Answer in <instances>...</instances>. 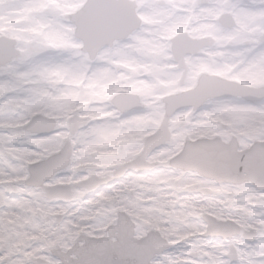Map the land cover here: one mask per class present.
<instances>
[{
	"label": "rangeland",
	"instance_id": "rangeland-1",
	"mask_svg": "<svg viewBox=\"0 0 264 264\" xmlns=\"http://www.w3.org/2000/svg\"><path fill=\"white\" fill-rule=\"evenodd\" d=\"M87 1L0 0V37L14 39L21 52L12 63L0 67V169L4 172L0 179L9 181L25 164L26 180L8 187L10 192L6 187L0 188V264L9 259L26 264H34L37 259L62 264L54 251L68 253L77 247L79 252L85 245L79 240L82 234L103 235L112 193L119 195L123 206L135 215L138 238L155 231L171 243L168 253L158 257V264H232L228 259L231 245L239 254V261L234 264H257L264 259V250L258 247L260 234L264 233V192L252 183L218 184L197 172L176 169L171 162L183 152L187 141L220 139L229 143L236 138L240 152L264 142V101L247 103V110L230 103L232 98L208 100L198 111L184 109L191 113L188 120L174 124L172 116L171 140L147 157L146 161L154 164L153 169H128L119 180L90 193L76 188V200L58 212L65 215L64 221L60 225H55L54 218L46 222L53 210L48 212L41 191L26 183L31 166L58 154L66 142L74 145V155L57 182L67 185L92 176L114 177L141 155L148 139L159 131L166 116V99L195 89L204 75L264 87V46L259 47L264 40V0H208L202 7L195 0H134L139 6L141 29L127 40L103 48L95 60L83 52V42L76 37L71 19ZM227 14L235 20L233 29L220 23ZM199 17L205 21L199 23ZM180 33L196 40L214 39V45L202 56L186 58L188 73L183 84V71L171 51V42ZM245 44L249 46L245 48ZM137 67L140 71L133 73ZM200 67L208 70L191 75ZM101 77L105 87L115 82L116 90L106 98L95 95L104 88L96 89ZM122 77L144 80L155 85L154 90L149 96L127 90ZM24 83L35 86L20 90ZM122 93L138 96L143 108L133 110L137 113L130 118L117 120L119 109L113 100ZM103 104L110 110L102 113ZM38 115L54 119L58 123L56 132L26 138V126ZM102 115L109 120L98 122ZM75 116L87 119L88 124L71 135L69 121ZM251 128L256 131L249 132ZM196 132L209 135L185 138V134ZM89 148L96 151L89 153ZM38 155L45 157L35 159ZM80 167L87 170L78 172ZM138 178L146 183L156 179L179 186L176 190H142L134 184ZM190 180H199L202 187L185 188ZM132 192L134 199L130 198ZM197 197L195 207L206 211L193 214ZM244 214L251 219H244ZM204 215L237 224L243 220L248 225L243 231L258 233L257 242L251 245L257 250L253 251L243 234L226 241L204 238L208 227ZM9 247L14 249L11 257L6 254ZM72 259L79 260L75 255Z\"/></svg>",
	"mask_w": 264,
	"mask_h": 264
},
{
	"label": "water",
	"instance_id": "water-1",
	"mask_svg": "<svg viewBox=\"0 0 264 264\" xmlns=\"http://www.w3.org/2000/svg\"><path fill=\"white\" fill-rule=\"evenodd\" d=\"M201 4H206L205 0L200 1ZM87 9V15H84V11ZM137 4L129 0H89L83 10L72 16V20L77 26V38L84 42V52L88 53L91 59H95L101 49L107 45L113 46L117 40L127 39L133 32L140 29L141 20L136 14ZM222 24L226 28H233L235 24L229 15H226L221 20ZM175 54L177 59L180 61V67H184V55L187 53L194 54L199 52L201 49L209 46L210 40L208 41H192L187 35H180L174 39ZM16 42L7 38L0 39V66L8 65L12 60L19 56V52L15 49ZM212 81L217 84V87L200 103L183 102L184 98L191 96L196 92L202 85V81ZM244 96L248 101H261L264 99V88L255 89L240 86L235 83L227 82L216 77L203 76L200 85L196 90L188 93L173 96L167 99L168 109L167 117L161 126L159 133L148 140L147 146L145 147L144 154L132 164H129L130 168H139L141 171L151 169L152 165L146 164V157L159 146L165 144L170 140L169 132V118L171 117L174 109L170 108L169 102L179 101L182 102L183 108L194 106L196 109L200 108L208 99L218 97H238ZM128 103L123 104L124 101ZM118 107L123 111L131 109L142 108L139 105L140 99L136 96L121 95L115 99ZM41 121L48 122L47 133H52L56 127V121L48 119L42 116H37L33 119L31 125L28 126L29 131H33ZM87 124V120L79 119L75 117L71 120V128L73 132H76L80 125ZM54 125V126H53ZM200 144H212L217 145L220 151L212 154V156H204L200 158H187L185 152L189 145H200ZM256 145H264V143H256ZM253 146V147H254ZM248 151V150H247ZM238 151V143L236 139H233L230 144L223 143L220 139L216 140H201L197 143H188L185 151L175 160L172 161L173 166L182 168L186 171L193 170L199 172L201 175L212 178L218 181V183H231L235 185H241L249 180L235 176L231 174L229 168L228 172L221 171L228 165L234 157L242 156L245 152ZM64 160V164L61 168L57 169L55 173L64 170L70 165L72 157V146L67 144L61 154L54 156ZM52 157V158H54ZM51 158V159H52ZM50 159V160H51ZM49 160V161H50ZM211 161V164H206L205 161ZM48 161V162H49ZM41 163L33 167V179L32 184L40 185L47 179H50L54 174L41 175L42 169H46L49 163ZM125 169H121L115 178H119ZM112 179H97L92 177L91 180L81 184V187H87L88 189H95L99 186L108 184ZM253 183V182H252ZM258 189L264 190V186L258 183H253ZM206 221L209 223V232L205 235L206 237H222L224 239L233 238L241 234V228L233 222H217L215 219L206 216ZM130 232H133L131 226ZM257 234L255 232H247L245 238L250 242L256 241ZM123 241V238L121 239ZM142 241L158 242L161 248H169L170 245L161 238L158 233H151L149 237ZM121 242L118 244H111L106 240H90L88 245L81 249L79 253H76L80 260L67 263L65 259H70L72 252L54 253L56 256L64 260L65 264H136V255L126 248H121ZM87 249V251H82ZM162 254V253H161ZM117 257V259H115ZM231 262H237L239 255L237 249L231 246V252L229 254ZM35 264H47L43 260H37Z\"/></svg>",
	"mask_w": 264,
	"mask_h": 264
},
{
	"label": "snow or ice",
	"instance_id": "snow-or-ice-1",
	"mask_svg": "<svg viewBox=\"0 0 264 264\" xmlns=\"http://www.w3.org/2000/svg\"><path fill=\"white\" fill-rule=\"evenodd\" d=\"M87 9L84 11V15H87ZM217 84L212 81H206L201 87L189 96L188 102L196 104L203 101L215 88ZM49 125L46 121H41L39 125L30 132L25 134L28 136H42L46 135L45 131L48 129ZM201 136L209 135L206 132L200 133ZM220 151L217 145L212 144H200L188 146L185 157L187 158H200L204 156H212V154ZM49 166L46 169H42L41 175H51L56 172L57 169L61 168L64 164V160L59 157L52 158L49 162ZM206 164H211V161H205ZM229 168L231 174L245 178L253 183H258L264 186V145H256L245 152L242 156L234 157L228 162V165L221 169V171L228 172ZM109 224L115 225L114 221L109 220ZM83 231V230H82ZM120 234L123 236L122 246L128 251L136 255V264H158V257L161 253L167 254V248H161L158 242L149 241H139L136 238L134 232H130L127 226L120 230ZM21 243L23 241L21 240ZM15 247H19L16 245ZM253 251L257 250V246H251ZM258 247L260 250H264V233L260 234ZM13 248L9 247L7 255L12 256ZM82 251H87L84 249ZM4 264H26L25 261L19 259H9L4 262ZM54 264H59V262H54ZM257 264H264V259L257 261Z\"/></svg>",
	"mask_w": 264,
	"mask_h": 264
},
{
	"label": "flooded vegetation",
	"instance_id": "flooded-vegetation-1",
	"mask_svg": "<svg viewBox=\"0 0 264 264\" xmlns=\"http://www.w3.org/2000/svg\"><path fill=\"white\" fill-rule=\"evenodd\" d=\"M212 45H214V43ZM244 46L248 47L249 44H245ZM62 174L63 172L55 174V176L49 182H45L41 187L36 188L41 191L43 202L46 206L47 211L50 212V210H53L54 212L53 214H49L48 217H46L45 219L46 222L48 221L50 222L54 218L55 225H60L64 221L65 215H63L62 213L60 214L58 212L62 211V209H66L71 206L72 202L76 200L75 199L76 197L75 189L78 188V183L71 182V183H67L66 185L64 183L57 182L58 176L60 178H63ZM120 178L116 180H119ZM50 182H53V183L49 185L48 183ZM65 185L70 187L71 189L69 188L67 191L63 193H60L58 190H56L57 188L63 187ZM30 188H33V187H30ZM90 192L92 191H87V193H90ZM111 195H112V198L109 199L108 204H107L108 208L106 207L108 209V212L106 215L107 222H106V225L104 226L103 235L89 237V236H85L82 234L79 240L81 239L87 240L88 238L89 239L90 238H105L109 242L116 241V239H118L119 236H122V234H120V230L124 228L125 226H129V225H133V230L136 235L137 226L139 223L135 220V215L132 214V212H129L127 208L123 206V200L119 195L117 194L114 195L113 193ZM134 196L135 195L132 192L130 194V198L134 199ZM59 217H61L60 221H58ZM109 220L114 221L115 225L109 224L108 223ZM136 238L138 240L143 239V237L138 238L137 235H136Z\"/></svg>",
	"mask_w": 264,
	"mask_h": 264
},
{
	"label": "clouds",
	"instance_id": "clouds-1",
	"mask_svg": "<svg viewBox=\"0 0 264 264\" xmlns=\"http://www.w3.org/2000/svg\"><path fill=\"white\" fill-rule=\"evenodd\" d=\"M144 70L147 71L148 68H145ZM207 70L208 69H206L204 67H200L199 69L195 70L194 73H191V75H193V76L194 75H199L200 72L207 71ZM132 71H133V73H136V72H139L140 69L137 67V68H133ZM121 80L125 83V88L127 90L140 92L144 96L151 95V93L153 92L154 87H155V85L146 83L144 80H134L132 78H127L126 79V78H123V77L121 78ZM206 81L207 80L202 81V85ZM90 87H95V85H91ZM114 90H116L115 89V82H113L112 85H109V86H106V87L102 88L99 92L95 93V95H97V96H99L101 98H106ZM187 98L188 97L184 98L183 102H188ZM229 102L239 106V108L241 110H247L248 107H249L248 104H247V100H246V98L244 96L234 97ZM169 104H170V108L174 109V111L172 113H170V114H172L174 116V119H173V123L174 124H179L182 121H186V120H188L189 116H191L190 112H185L184 111V108L182 106V102L171 101V102H169ZM234 110L235 109H228L229 112L234 111ZM177 112L180 113V114H176ZM248 131L249 132H254V131H256V129L251 128V129H248ZM200 133H202V132H196V133H192V134H185V138H188L189 136L198 137V136H201ZM189 146H192V145H189ZM95 151H96L95 148H89L88 149L89 153L95 152ZM188 171H191V170H188ZM3 175H4L3 169H0V176H3ZM0 182H2V181H0ZM184 187L187 188V189H197V188L202 187V185H201V182L199 180H190L189 182H187L184 185ZM195 203H198V197L195 198V200L193 202V214H195L196 212L206 211V209L202 208V207L201 208H196L195 207ZM238 223L240 224L241 228L248 227V225L243 220L239 221Z\"/></svg>",
	"mask_w": 264,
	"mask_h": 264
},
{
	"label": "bare ground",
	"instance_id": "bare-ground-1",
	"mask_svg": "<svg viewBox=\"0 0 264 264\" xmlns=\"http://www.w3.org/2000/svg\"><path fill=\"white\" fill-rule=\"evenodd\" d=\"M204 21H205V19L200 18V17L198 18V22L199 23H202ZM182 29H184V28H182ZM186 29L190 30L188 28H186ZM193 32L201 33V31H198V30H194ZM45 53L48 54L49 52L46 51ZM201 55H202L201 53L198 54V56H201ZM104 83H105V80L102 77L97 79L96 89L99 90L103 86L105 87ZM34 86H35V84H26V83H24V84H22V87H20V90H22L24 88L34 87ZM98 106H100V104ZM102 106H104L102 108V113L107 112V111L110 110L105 104H103ZM136 113L137 112H134V111L122 113L121 111L118 110V115L115 118L117 120L126 119V118L132 117L133 115H136ZM108 120L109 119L106 116H104V115H102L101 118L97 119V121L101 122V123L107 122ZM26 138H29V136H26ZM30 149L33 150V147L30 146ZM8 157L12 158L11 155H8ZM44 157H45L44 155H38V156L35 157V159L40 158L41 160H43ZM13 161L17 162L14 159H13ZM26 167H27V165H26ZM18 171L19 172H16V174L12 175L13 177L9 181L5 182V181L0 179V181H2V182H0V188L6 187L8 189L7 192H10V189L8 187H10V186L11 187H15V186L24 184V182L26 181V180H24L25 164H23L22 168H21V165H20V167H18ZM134 184L138 185L139 188L142 189V190L156 189V190H159V191L176 190L178 188V186H179V184H174V186H172V184L169 183V182H165V181H162V180H156V179H153L152 183L151 182L146 183V182H143L140 178H138L137 181L134 182ZM129 190L133 191V189H129ZM102 191H104V190H99V192H102Z\"/></svg>",
	"mask_w": 264,
	"mask_h": 264
}]
</instances>
